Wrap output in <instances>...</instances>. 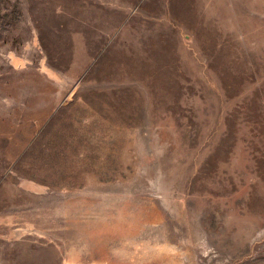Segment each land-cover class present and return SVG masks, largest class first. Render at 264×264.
Masks as SVG:
<instances>
[{"label":"rangeland","instance_id":"1","mask_svg":"<svg viewBox=\"0 0 264 264\" xmlns=\"http://www.w3.org/2000/svg\"><path fill=\"white\" fill-rule=\"evenodd\" d=\"M0 264H264V0H0Z\"/></svg>","mask_w":264,"mask_h":264}]
</instances>
